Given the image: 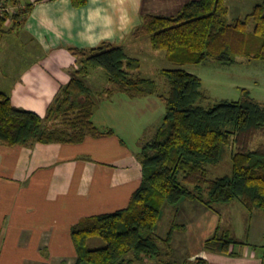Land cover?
Instances as JSON below:
<instances>
[{
    "label": "trees",
    "instance_id": "trees-1",
    "mask_svg": "<svg viewBox=\"0 0 264 264\" xmlns=\"http://www.w3.org/2000/svg\"><path fill=\"white\" fill-rule=\"evenodd\" d=\"M71 1L75 7H82L89 0ZM9 2L18 7L7 10ZM0 7L1 41L24 24L33 3L0 0ZM229 12L226 0H190L174 15L145 14L133 35L148 36L153 48L165 50L168 59L177 65L209 59L227 65L240 58L264 60V1L246 17L233 22ZM250 20L254 21L252 30ZM70 50L77 56L78 67L71 80L60 88L45 116L16 106L8 91L0 92L1 144L80 143L89 135H102L93 121L98 103L87 81L97 68L104 69L112 84L106 88V97L115 92L132 98L159 94L157 81L140 75V60L130 56L123 45L104 42ZM161 72L169 84L168 93L159 94L165 99L166 114L138 153L141 183L126 207L85 216L72 226L77 264L148 263L160 257L162 249L156 229L167 204L177 206L189 200L214 209V204L238 200L251 212L264 210V104L245 87L238 100L204 106L200 100L207 96L198 74L183 68ZM97 92L103 98V92ZM226 146L232 148V171L209 178L208 166L220 163ZM178 226L181 225L174 223L163 239L166 256ZM94 236L103 238L105 245L91 248L88 240ZM239 243L230 233L216 232L204 246L207 250L235 254L231 247ZM187 263L209 261L197 257ZM160 264L173 263L162 259Z\"/></svg>",
    "mask_w": 264,
    "mask_h": 264
},
{
    "label": "crops",
    "instance_id": "crops-1",
    "mask_svg": "<svg viewBox=\"0 0 264 264\" xmlns=\"http://www.w3.org/2000/svg\"><path fill=\"white\" fill-rule=\"evenodd\" d=\"M189 1L89 0L75 7L71 0H30L33 9L24 24L0 42L8 40L13 47L12 35L19 33L24 50L33 52L34 60L24 67L20 56H13L12 73L19 74L11 75L8 85V73H0V92L8 91L16 106L45 116L78 67L71 47L110 42L123 45L128 54V50L135 52L140 42L149 39L133 35L145 14L174 15ZM129 55L140 60L141 69L142 58ZM164 58H168L167 52ZM115 93L103 97L94 112L93 121L103 132L100 136L89 135L80 143H0V264H77L72 226L85 216L129 204L142 180L138 159L142 148L130 144L129 149L127 135L139 137L145 126L149 129L160 103L157 94L132 98L123 92L114 97ZM118 104L123 109L115 108ZM158 126L152 127L157 130ZM185 202L207 214L212 212L200 203ZM216 218L194 223L185 220L176 227L166 259L173 264L178 259L188 264L197 257H205L209 264H264V257L253 252L249 242H240L235 254L207 250L204 243L213 236Z\"/></svg>",
    "mask_w": 264,
    "mask_h": 264
},
{
    "label": "rangeland",
    "instance_id": "rangeland-1",
    "mask_svg": "<svg viewBox=\"0 0 264 264\" xmlns=\"http://www.w3.org/2000/svg\"><path fill=\"white\" fill-rule=\"evenodd\" d=\"M24 3L30 0H22ZM264 0H226L227 4L230 7L229 20L233 22L237 18H244L249 13H251L254 7L263 2ZM18 7L13 2L7 3L6 9L13 11ZM2 8L0 7V13ZM7 25H11L10 22ZM254 28V21L250 20L249 29ZM15 39V46L11 47V43H8V40L0 42V73L7 72L8 77L5 78L7 84H11V75H13L11 68V61L13 56H20V61L24 64V67L29 66L33 63L35 54L32 52L24 50V43H22V38L19 33L13 34ZM140 42V47L137 48V51H129V54L139 56L143 60L142 68L140 69V75L142 77H150L157 81L159 86V94H166L169 90V84L166 77L162 74L161 70L166 68H183L192 73L198 74L202 80V90L206 94V98L200 100V104L204 106H210L215 103L224 101V100H238L243 96V88H248L251 91L253 96L261 98L264 100V60H244L245 58H240L239 62L227 65L220 63L215 59H209L203 63H193V64H184L177 65L171 62L168 58H164L166 55L165 50H156L152 47L148 38ZM164 55V56H163ZM7 56V57H6ZM6 57V58H5ZM18 60V59H16ZM244 60V61H243ZM19 72H16L13 76H18ZM89 85L94 90V98L97 103H100L101 96L99 92H103V97H106V88L112 87V84L109 82L106 72L102 68H97L93 70V73L87 79ZM114 97L122 95L121 92H116ZM159 94V109L157 116L149 121V124L152 126H159L163 123L165 114H166V102ZM111 97V96H110ZM109 97V98H110ZM122 105L118 104L119 108ZM123 109V106L121 107ZM148 123V122H147ZM146 124V123H145ZM145 126V125H144ZM145 126L143 133H140V136L133 133H129V140L131 143H128L129 149H132L131 145L141 147L152 138L155 130L153 127ZM158 126V127H159ZM258 138L257 141H259ZM140 148V150H141ZM232 148L226 146L223 150V157L220 163L215 165L208 166V177L216 178L232 171V160L231 153ZM99 158H105L101 155H98ZM139 159V158H138ZM29 182H25L27 185ZM189 200H183L181 204L172 205L167 204L162 212V216L158 222L156 235L158 237V244L162 249L160 257L152 260L149 263L135 262L134 264H160L162 259H166V244L163 242V239L167 236V233L173 222L184 225L185 220L188 222L192 221L197 222L200 219L202 220H213L216 218L213 215V212L217 215V222L215 226V231L213 235L218 232L220 234L230 233L235 239L240 242H249L250 249L258 253L261 257H264V210H255L251 212L245 208V206L238 200H234L231 203H219L214 204V209H211L207 214L205 211H202L196 207H189L186 205ZM190 203V202H189ZM191 203H193L191 201ZM196 225V224H194ZM88 244L91 248L105 245L103 238L99 236H94L89 238ZM242 246L241 243L232 245L231 250H240ZM176 254H180V248L176 251ZM156 261V262H155ZM175 264H185L178 259L175 261ZM89 264V263H85Z\"/></svg>",
    "mask_w": 264,
    "mask_h": 264
}]
</instances>
